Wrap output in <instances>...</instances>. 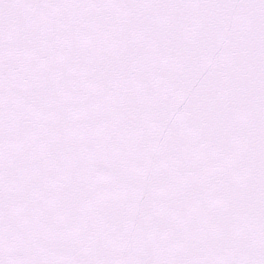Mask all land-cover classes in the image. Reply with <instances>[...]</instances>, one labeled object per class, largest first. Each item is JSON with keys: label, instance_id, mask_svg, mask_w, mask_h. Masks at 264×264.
Returning a JSON list of instances; mask_svg holds the SVG:
<instances>
[{"label": "snow or ice", "instance_id": "1", "mask_svg": "<svg viewBox=\"0 0 264 264\" xmlns=\"http://www.w3.org/2000/svg\"><path fill=\"white\" fill-rule=\"evenodd\" d=\"M0 264H264V0H0Z\"/></svg>", "mask_w": 264, "mask_h": 264}]
</instances>
